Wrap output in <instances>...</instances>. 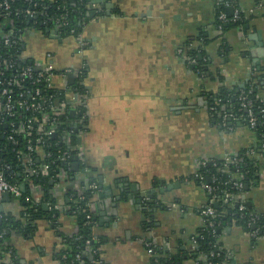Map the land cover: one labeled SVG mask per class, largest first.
I'll list each match as a JSON object with an SVG mask.
<instances>
[{
    "label": "crops",
    "instance_id": "0c3cea01",
    "mask_svg": "<svg viewBox=\"0 0 264 264\" xmlns=\"http://www.w3.org/2000/svg\"><path fill=\"white\" fill-rule=\"evenodd\" d=\"M86 1L83 46L73 36L51 37V29L31 28L21 36L23 58L41 65L49 53L55 69L84 64L86 73V121L71 140L78 167L43 173L45 185L28 181V202L55 210L49 205H67L71 192L94 179L92 232L106 264H155L146 239L158 248L159 260L165 258L160 264H197L193 236L204 224L199 209L210 199L193 177L197 163L224 160L256 143L248 126H222L210 113L209 98L250 82L264 99V5L225 2L245 20L222 30L215 14L223 0ZM185 42L204 49V74L178 54ZM55 83L60 87L63 81L57 77ZM245 185L237 200L264 214V171ZM20 199L1 195L0 221L5 215L21 220L26 200ZM56 210L55 218L39 217L30 234L8 232L15 264H63L58 232L73 234L77 221ZM218 230L228 257L224 264H264V237H250L234 219ZM10 256L2 261L9 264Z\"/></svg>",
    "mask_w": 264,
    "mask_h": 264
},
{
    "label": "built area",
    "instance_id": "2783aa9c",
    "mask_svg": "<svg viewBox=\"0 0 264 264\" xmlns=\"http://www.w3.org/2000/svg\"><path fill=\"white\" fill-rule=\"evenodd\" d=\"M11 1H0V17L3 19L12 14ZM26 1L32 4V7L26 8L24 14L29 18H33L37 14L33 9L37 3L33 0ZM262 4L264 5V0H261L257 6ZM240 12L235 9L232 15L228 17L226 13L220 11L217 18L225 22H235L241 18ZM41 13L45 16L41 24L46 27L45 29H51L52 35L61 38L63 36L61 30L69 28L66 36H73L81 46L84 45L80 39V33L75 34L74 28L69 26V10L66 7L61 13L52 18V26L48 24L46 12L41 11ZM3 37L0 40V46L6 48L22 47L21 37L15 36L11 30ZM177 52L188 64H195V59L189 57L184 48L179 47ZM46 55L48 60L41 65L34 64L31 61L27 64H21L20 57H14L9 53L4 55L0 52V124H6L8 129L6 138L13 144L18 143L16 136L22 137L21 143L24 145V151H18L17 158L23 161L25 171L30 176H37L49 171V164L54 161L50 159L52 152L47 151L45 153L42 150L41 143L51 146L52 144L49 142L51 138L55 140V144L61 146L62 149L57 152L56 157L61 164H65L64 172L68 171L69 165L72 164L71 158L74 156L71 140L74 136H77L86 121L85 95L83 92L86 76L85 65L81 64L77 68L58 70L53 66V62L49 57L50 54L47 53ZM69 74L73 76L72 83L67 80ZM57 77L63 81L60 87L55 83ZM249 94L250 90H241L235 98V104L239 108H244V114L234 112L233 104L228 100L224 101L217 95L209 98L210 113L212 116H218L222 126H229L233 122H237L253 129L259 122L253 109L254 101ZM69 101L73 103L72 107L69 105ZM72 109L74 111L73 116L70 115ZM257 109L264 117V109H259V106H257ZM18 120H20L19 123H17ZM228 128H231V126ZM259 149L264 151V143H260ZM247 154L249 156L256 155L252 148H249ZM47 158L50 159L49 162L45 161ZM40 159L43 162H40ZM240 161H242V157L236 156V154L228 155L224 158L223 165L219 167L225 168L230 163L235 164ZM217 164L218 162L214 159L200 160L193 173V177L199 181L210 196L209 202L199 209V214L203 216V226L207 224V226L214 227L215 218L222 214V212L218 213L216 211L213 206L214 201L218 202L219 205H234L239 202L237 204L238 210L243 212L246 209V202L243 200L238 201V194L233 192V190H242L245 186L243 173L239 170H227V174L223 178L216 173H208L203 170L206 165L216 166ZM89 187L96 189L97 183L92 181ZM3 192H9L17 198L22 196L20 186L8 182L3 172L0 171V197ZM79 198L82 199V197ZM24 199L28 201V197ZM49 209H62L65 211L68 209V205L52 204L49 205ZM260 216L261 213L255 211L248 214L246 220L248 228L245 230L252 238L264 237V227L262 230L260 229L261 226L256 225ZM89 244L90 239H86L87 249L76 252L74 260L79 264H106L99 254L98 246L89 248ZM145 244L152 254L155 264H160L159 255L154 249L155 244L150 239H146ZM218 248L223 250L221 246ZM216 254L218 255L219 252ZM211 255H214V253L211 252ZM83 256H87V263H85ZM61 257L66 258L64 254ZM9 264H12V262ZM63 264L67 263L64 262Z\"/></svg>",
    "mask_w": 264,
    "mask_h": 264
},
{
    "label": "trees",
    "instance_id": "16d2710c",
    "mask_svg": "<svg viewBox=\"0 0 264 264\" xmlns=\"http://www.w3.org/2000/svg\"><path fill=\"white\" fill-rule=\"evenodd\" d=\"M33 2L37 3L36 7L33 8L37 14L33 18H29L24 14V10L26 8L32 7V4H29L26 0H12L10 2L12 10V14L8 16L10 21L5 22L3 21V18L0 17V22L3 23L4 28V31L0 34V40L4 38L3 35H5L9 30H11L12 33H14L17 37H21L31 28L44 30L46 27L41 24V21L45 18V16L41 13V11L46 12L48 24L49 26H52V18L61 13L66 7L69 10L68 23L70 27L74 28L75 34L80 33L83 23L88 20L86 0H74L73 2L70 0H33ZM225 2H228L229 5L232 4V0H223L222 2H218L216 5L217 8L215 14V26L222 30L230 26L242 24L245 20L244 13L242 11L240 12L241 18L235 22H225L218 19L217 17L220 11L225 13ZM255 2L260 3L261 0H255ZM68 29L69 28L61 30V35H68ZM189 43L191 42L184 43V49L189 57L195 59V64L190 65V67L198 71L200 74H204V67L208 60L204 53L205 51L204 49H200L198 47L196 48L195 46L190 47ZM22 51V47L20 46L18 48H6L2 45L0 46L1 53L4 55L9 53L14 57H20V63L27 64L29 63V60L22 57ZM241 90H250L249 95L254 101L253 109L259 122L252 129L256 135V143L251 147L241 149L236 154V156L242 157V161L235 164H228L227 170H239L244 175V184H253L254 182L258 181L261 171H264V151L259 149L260 143H264V117H262L257 109V106H259V109H264V99L257 95L256 83L248 82ZM241 90H229L224 88L216 95L221 97L224 101L228 100L230 103H232L234 112L237 114H244V108H239L238 105L235 104V98ZM19 122L20 120H18L17 123ZM4 125L5 124H0V171L3 172V175L8 182L18 184L19 186L24 184V189L21 190L22 196L20 199L23 201L26 196H30L28 181L33 180L37 183L40 182L45 185L47 183V178L43 176V174L30 176L26 173L25 164H23L22 160L17 158L18 151H24V145L21 143L22 137L16 136L18 143L13 144L9 139L6 138L8 129ZM49 142L52 144L51 146L43 143H41V145L42 150H44L45 153L47 151L52 152L50 159L54 161L49 164V173L54 176L61 168L63 169L65 167V164H61L56 157L57 152L62 149L61 146L59 144H55V140L53 138H51ZM249 148L254 149L256 153L255 156H249L247 154ZM50 159L47 158L44 160L49 162ZM215 160L218 162L216 166L206 165L203 170L208 173H216L224 178L227 174V170H220L222 167H219L223 165V160ZM68 170H70V167ZM95 190L96 189L88 187L80 192H69L70 194L67 197L68 201L65 202V204L68 205V209L64 212L66 214L75 216L77 221V230L71 235H64L61 232H58L62 246L59 252L62 263L66 262L67 264H71L72 262V264H79L76 260H74V256L76 252L87 249L85 245L86 239H90L89 248H95L98 246V240L94 237L92 232L94 218L89 207L90 200L95 193ZM233 192L238 194L241 192V190H233ZM79 197H82V199ZM238 203L239 202L235 203L234 205L221 204L219 207H215L216 211L218 213L222 212V214L215 218L214 227L207 226L206 224L198 230L195 236H193L194 248L191 250V257L196 260L197 264H224L227 262L228 257L226 252L224 250H219L218 248L220 246L217 238L218 229L225 221L229 219H234L237 224H239L244 229H247L248 227L246 226V220L249 212L253 211L252 207L247 204H245L246 209L243 212L239 211L237 207ZM147 204L150 206L152 202H147ZM58 212V210L46 211L41 205L26 201L24 203L21 220H14L10 216L6 215L2 216L0 221V264H5V262L2 260L8 252H10L12 264L16 263L11 245L6 241L8 232L18 231L25 234H30L34 230L35 222L39 217L45 216L48 218H55ZM256 225L261 226L260 229L263 230L264 214H261ZM154 249L156 252H159L156 246H154ZM211 252H213L214 255H211ZM217 252H219L218 255L216 254ZM63 254L66 256L64 259L61 257ZM83 258L85 263H87V256H83ZM164 259L165 258L161 257L160 261L162 262Z\"/></svg>",
    "mask_w": 264,
    "mask_h": 264
},
{
    "label": "water",
    "instance_id": "95a60500",
    "mask_svg": "<svg viewBox=\"0 0 264 264\" xmlns=\"http://www.w3.org/2000/svg\"><path fill=\"white\" fill-rule=\"evenodd\" d=\"M70 1L73 2L74 0H70ZM97 1H99V0H93L94 3L97 2ZM232 11H233V10H232L231 7L226 8V15H227L228 17L231 16V15H232ZM3 21H5V22H9L10 19H9V18H6V19H3ZM46 31H48V30L46 29ZM50 36L53 37V38H57V36H54V35H50ZM67 80H68L69 83H72V82H73V76H72L71 74H69V75L67 76ZM70 115H71V116L74 115V111H73V110L70 111ZM4 126L6 127V124H5ZM71 159H72V164H71V165H72L74 168H75V167H78V164H77V157H76V156H73ZM98 180H99L100 182H102V177L99 176ZM102 187H103V186L101 185L99 188H102ZM104 188H105V189H109L108 186H105ZM20 189H21V190L24 189V184H21V185H20ZM244 189L247 190V189H248V186L245 185V186H244ZM108 194H109V193H108ZM2 196H3L4 198H9L10 193H9V192H3V193H2ZM213 206L218 207V203H217V202H214V203H213ZM218 231H219V230H218Z\"/></svg>",
    "mask_w": 264,
    "mask_h": 264
}]
</instances>
